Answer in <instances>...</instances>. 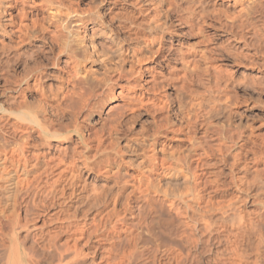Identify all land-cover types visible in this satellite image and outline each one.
I'll list each match as a JSON object with an SVG mask.
<instances>
[{
	"label": "clouds",
	"instance_id": "obj_1",
	"mask_svg": "<svg viewBox=\"0 0 264 264\" xmlns=\"http://www.w3.org/2000/svg\"><path fill=\"white\" fill-rule=\"evenodd\" d=\"M0 264H264V0H0Z\"/></svg>",
	"mask_w": 264,
	"mask_h": 264
}]
</instances>
